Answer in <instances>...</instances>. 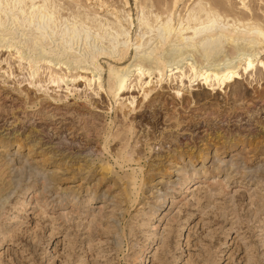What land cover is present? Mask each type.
<instances>
[{"label":"rangeland","instance_id":"1","mask_svg":"<svg viewBox=\"0 0 264 264\" xmlns=\"http://www.w3.org/2000/svg\"><path fill=\"white\" fill-rule=\"evenodd\" d=\"M142 1L46 0L57 28L40 13L29 29L30 5L0 4V264H138L147 249L145 264H264V66L210 89L189 82L186 54L182 83L157 67L139 79V55L179 47L155 51L161 27L145 17L159 12ZM221 1L229 19H264V0ZM173 2L160 19L178 27L197 0ZM38 28L47 41L29 49ZM245 43L223 42L212 63L237 61L254 48ZM111 70L130 73L121 96ZM46 201L55 209L43 211Z\"/></svg>","mask_w":264,"mask_h":264},{"label":"bare ground","instance_id":"2","mask_svg":"<svg viewBox=\"0 0 264 264\" xmlns=\"http://www.w3.org/2000/svg\"><path fill=\"white\" fill-rule=\"evenodd\" d=\"M12 1H15V2L12 3L10 2V0H0V4H6V6L10 7L12 10L14 9L16 10V8L19 6L17 9L21 10V12L25 14L24 13L25 8L23 7L24 2L27 5L28 3H26L25 0H12ZM30 1L32 3L31 5L29 3L30 5V9H29L30 11L28 13L29 21L27 20L24 21L27 24L26 27H28L29 29L33 21L38 19L41 13L43 16H47L49 20L51 21V24H49L50 28H57V26L54 25V20H53L55 18L54 14L53 13L51 14V12L46 9L47 8L46 0H41V1L30 0ZM173 1H174L173 5L175 6L179 0H173ZM146 3H147V0H143L141 2V5H146ZM152 5L156 6V10L159 13L156 14V16H154V18H151V19L148 18V16H146L145 26H147V28L148 26L149 28H154V29L156 28L155 29L156 31H158V29H160L161 27L160 31L157 33V35L155 34V36H159V38L163 39L158 42V44L155 47V51H157L158 49L167 50V48L171 45L179 46V47L168 49L167 54H166V56L167 55L169 56L168 58L163 57L162 59V57L160 56L158 57L159 55L158 52L152 56V53H150L149 51H148L149 52L148 54L144 53L142 55H139L137 58V63L135 64V67L139 71L137 73V76L139 77V79L142 78V75L145 74L146 70L152 71L154 68L157 67L158 70L161 72L160 75H162L163 72L167 69L166 72L167 71L170 72L169 74L170 76H168L169 78L171 77L170 80L174 78L176 79V77L177 78L179 77L181 78V83H182L183 82L182 78L187 75V72L186 73L185 71L183 72L182 68H180L181 67L180 63H182L186 59L184 57L186 54H189L187 56L193 57L191 59L194 60L191 63V66L189 68L190 70L193 71V75L190 78L189 82H192V80L196 81L200 78V80L203 81L202 83L204 84L207 83V85H209L210 89L215 88L216 84H219L220 86L223 84H226L229 86L231 85L230 82L238 81L239 77H241L242 75L241 72L251 73L255 68L261 69L262 66H264V58L262 60L259 59L261 58L259 54H261V50L264 49V45H263L264 44V19L260 17L259 15L252 16L251 14L243 10V12L235 14V19H229L230 14L233 13L234 11L227 3H224L221 0H197V6L193 7L187 16H180L179 21H178L179 25L178 27H175L172 23L171 18L168 15L160 19V17L162 16L161 14L168 12L165 10L166 9L165 6H163V0H153ZM5 11L6 10L3 7L0 8V13H4ZM43 12H45V14H43ZM16 17L18 19V16ZM1 20H2V17L0 14V21ZM0 23L2 26V21ZM22 26H25V25H22ZM99 28L103 30L105 36L109 38L110 42H112L113 44L112 46L120 43L119 42V35L121 34L120 31H117V33H114L113 31H111L112 28L111 29L107 28L106 25L103 23L99 24ZM36 30H38L39 33L33 36L29 41H27V43L25 42V45L28 44L27 48L29 46V49L33 47V50H34V48H37L36 46L44 45L45 40L47 41L48 31L47 30L41 31L39 30V28ZM72 32L75 36H79L81 34V30L78 28L76 24L72 28ZM142 32H143L142 35L149 33V31L146 28H143ZM35 33L33 31V34ZM63 34L65 35L66 33L63 32ZM159 38L157 39L159 40ZM141 39L142 37L140 38V40ZM240 40L247 42L245 43V45L254 47L253 50L249 52H239L237 55L238 60L235 62H232V61L227 62L229 61L228 58L223 59L224 61L227 62L226 64L222 63L223 67H220L222 65L220 62L212 63L215 61V60L213 61V58L216 57L221 52V49L219 48L223 42L226 41L227 44L233 45V44H238ZM172 41H177V44L170 43ZM144 44L145 42L140 43L136 48H141L142 45ZM3 45H7L6 49H10V47L13 46L14 43H9V44L4 43L2 44V46ZM132 46L133 45L131 43V45L124 46V48L122 47L123 49L121 50V52H123L127 56L128 54H130V49H133ZM240 47L238 46V48ZM243 48H246V47L243 46ZM103 53L107 54V52H97L92 55V59L95 60L97 57H99ZM256 62H258L257 66H255ZM242 63L244 64L243 71L238 72L239 70L237 68L239 66L241 67ZM110 73L113 79V83L110 86V92L112 93L113 96H121L128 87V80H129L130 73L129 71L118 72V70H111ZM57 74L58 73L56 72V75ZM56 75L54 76L56 77ZM51 77L53 78V75ZM54 81L56 82L55 79ZM149 82L148 80H146L145 83L150 84ZM143 89H144V94H145L144 96L147 97L149 93L154 89V86H146V87H143ZM158 99H163V95L161 93H156L152 95V97H150L149 99V102H153ZM216 154L217 153L215 152L213 158H216ZM189 161L190 160H188V162ZM203 161H202L201 166H204ZM175 167L176 169L180 168L178 165H176ZM197 184H198V181H195L194 184L191 185V187L193 186L197 187L196 186ZM171 201L173 202V199ZM37 203L38 202H36V204ZM65 204H67V202L64 203V206H66ZM55 207H56L55 203L46 201L43 204V211L48 210V209L53 210L55 209ZM162 213L163 215H166L165 212H162ZM148 252H149L148 249L144 250L143 257H141L138 264L146 263L145 257H147Z\"/></svg>","mask_w":264,"mask_h":264}]
</instances>
